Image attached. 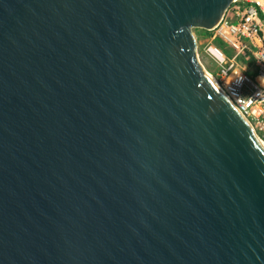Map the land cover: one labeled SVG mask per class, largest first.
I'll list each match as a JSON object with an SVG mask.
<instances>
[{"label": "water", "instance_id": "water-1", "mask_svg": "<svg viewBox=\"0 0 264 264\" xmlns=\"http://www.w3.org/2000/svg\"><path fill=\"white\" fill-rule=\"evenodd\" d=\"M235 0H0V264H264V144L200 64Z\"/></svg>", "mask_w": 264, "mask_h": 264}, {"label": "built area", "instance_id": "built-area-1", "mask_svg": "<svg viewBox=\"0 0 264 264\" xmlns=\"http://www.w3.org/2000/svg\"><path fill=\"white\" fill-rule=\"evenodd\" d=\"M204 50L216 67L209 74L264 144V0H235Z\"/></svg>", "mask_w": 264, "mask_h": 264}, {"label": "rangeland", "instance_id": "rangeland-1", "mask_svg": "<svg viewBox=\"0 0 264 264\" xmlns=\"http://www.w3.org/2000/svg\"><path fill=\"white\" fill-rule=\"evenodd\" d=\"M196 34L198 37V41L200 42V45L198 46V54H199L200 62L209 72H215L214 70H216V67L214 66L211 59L209 58V56L204 50V47H205V44L207 43L210 32L197 30Z\"/></svg>", "mask_w": 264, "mask_h": 264}, {"label": "trees", "instance_id": "trees-1", "mask_svg": "<svg viewBox=\"0 0 264 264\" xmlns=\"http://www.w3.org/2000/svg\"><path fill=\"white\" fill-rule=\"evenodd\" d=\"M217 44L221 47H223V43L221 41H217Z\"/></svg>", "mask_w": 264, "mask_h": 264}, {"label": "bare ground", "instance_id": "bare-ground-1", "mask_svg": "<svg viewBox=\"0 0 264 264\" xmlns=\"http://www.w3.org/2000/svg\"><path fill=\"white\" fill-rule=\"evenodd\" d=\"M200 60V59H199ZM200 64L202 65V63L200 62ZM203 66V65H202ZM204 67V66H203ZM204 69H205V71H207L208 72V70L204 67ZM214 80H215V78H214ZM216 81V80H215ZM217 83V82H216Z\"/></svg>", "mask_w": 264, "mask_h": 264}]
</instances>
